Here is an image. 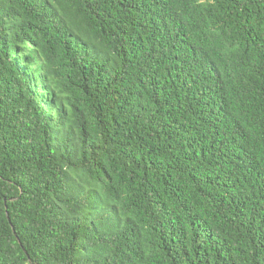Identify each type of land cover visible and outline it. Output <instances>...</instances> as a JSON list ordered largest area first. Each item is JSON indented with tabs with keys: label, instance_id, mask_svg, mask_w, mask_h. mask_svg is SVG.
Instances as JSON below:
<instances>
[{
	"label": "trees",
	"instance_id": "trees-1",
	"mask_svg": "<svg viewBox=\"0 0 264 264\" xmlns=\"http://www.w3.org/2000/svg\"><path fill=\"white\" fill-rule=\"evenodd\" d=\"M0 264H264V0H0Z\"/></svg>",
	"mask_w": 264,
	"mask_h": 264
}]
</instances>
